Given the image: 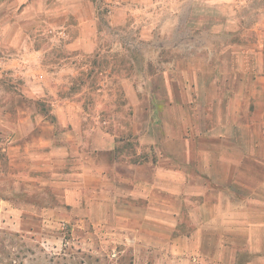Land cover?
Instances as JSON below:
<instances>
[{"label": "crops", "instance_id": "0c3cea01", "mask_svg": "<svg viewBox=\"0 0 264 264\" xmlns=\"http://www.w3.org/2000/svg\"><path fill=\"white\" fill-rule=\"evenodd\" d=\"M256 1L259 7H264V0L216 2L219 3L216 21L223 25L225 36L231 40V44L220 47L219 52L233 54V57L245 54L248 59L243 62L236 55L237 60L231 64L229 75L235 86L231 100L235 105L233 107L232 103L230 117L219 122V111H216L213 113L216 123L206 127L191 124L158 128L159 138L151 141L161 156L158 160L152 155L147 160L143 148L137 149L135 154L118 156V135L105 125H87L82 120V106L78 102L84 99L86 91L90 92L100 69L102 74H107L101 86L113 85L115 81L122 86L129 83L125 76L112 75V65L96 64L105 54L115 57L127 50L117 42L116 34L111 47H105L104 41L110 38V30L121 32L130 20L141 25L156 24L167 12L165 4L157 10L153 0L2 1L0 6L25 8L13 19L6 20L0 29V38L7 39L12 54L1 71L12 84L8 94L13 96L6 109L21 117L6 130L0 129V135L14 134L13 140L5 146L8 164L13 169H23L25 175H30V182L36 180L33 172L53 165L56 169L79 170L78 182L72 186V191L78 198L86 199L89 229L95 233L104 231L107 239L113 237L125 245H136L146 255L166 252L167 263L240 264L242 255L264 253V249H256L257 231L264 236V138L261 137H264V19L258 21L250 15L251 11H257L253 8ZM139 6L142 10L134 8ZM178 15L174 13V17ZM38 26L46 34L67 38L63 50L70 58L56 65L54 72V63L51 64L48 57L52 51L45 48L31 51L26 40L19 41L26 34L30 36V31ZM140 39L153 42L154 33H148L146 27ZM174 50H182V47ZM37 55L46 63L41 64ZM85 60L90 62L84 64ZM179 64H171L169 71L178 69ZM186 64L193 70L201 66L194 61ZM33 68L38 71L36 80L40 83L35 89L30 78ZM222 70L219 64V77L223 76ZM85 74L87 88L72 97L62 95L60 88L65 83L72 85L74 79ZM187 79L185 76L180 83L173 80L181 94L176 97L173 89L168 92L173 110L168 113L170 119L188 101ZM240 86H243L241 91ZM1 88L2 85L0 96L7 94ZM209 94L207 100L219 101L216 93ZM36 97L67 102L68 108L60 112V106H56L54 119L49 122L42 111H32L31 104ZM129 99L133 103V98ZM138 100L136 98V104H132L136 111ZM244 102L246 106H242ZM249 102L255 103V109ZM96 117L100 118L101 114ZM132 134L144 144V130H140L139 125L132 126L126 133L129 137ZM193 172L200 182L215 183L219 193H202L191 186L181 193L185 185L192 182ZM246 176L263 185L253 186L254 189L249 186L252 193H233L235 185L224 184L228 180L240 185ZM177 189H180L178 193ZM213 253L217 256H212ZM161 260L158 258L157 262ZM249 262L247 259L243 264Z\"/></svg>", "mask_w": 264, "mask_h": 264}, {"label": "rangeland", "instance_id": "374dc122", "mask_svg": "<svg viewBox=\"0 0 264 264\" xmlns=\"http://www.w3.org/2000/svg\"><path fill=\"white\" fill-rule=\"evenodd\" d=\"M2 1L4 0H0V3ZM216 2L219 0H153L157 10L165 4L166 9H163L167 11L160 16L156 24L141 25L130 20L131 22L122 27L121 32L110 30L111 36L105 39V47L114 44L116 34L117 42L127 50L116 54L115 57L112 55L113 58L105 54L97 59L96 64L112 65L114 67L112 75L125 76L129 83L122 86L115 81L113 85L101 86L107 74H102L100 69L92 81L90 92L86 91L84 99L78 104L82 106L81 117L87 125L91 123L105 125L112 133L118 135V156L135 154L137 149L143 148L147 160L150 155L158 160L161 156L151 142L159 138L158 128L167 126L177 128L191 124L198 128L206 127L213 122L216 123L215 117L213 118L216 111H219V122L224 117H230L235 88L229 75L231 64L237 60L236 55H239L243 62H247L248 59L245 54H235L233 57V54L223 55L219 52V48L231 44V40L225 36L223 25L216 21L219 17V3ZM197 3H200V6L196 5ZM259 6L256 1L253 8L257 11L250 12L258 21L264 19V7ZM134 8L142 10L140 6ZM24 9L0 6V29L6 20L13 19V16L22 13ZM174 13H179V17H174ZM148 21L150 22V19ZM145 26L148 33H154L153 42L150 39H140V34L146 29ZM25 40L27 48L31 51L44 48L52 51L48 55L49 62L54 63L52 72L57 70L56 65L70 58L63 50L68 42L67 38L46 34L39 26L30 31V36L26 34L19 38L23 43ZM7 45V39L0 38V85L3 86L1 90L7 93L0 96L1 131L12 126L17 119H21L20 115L6 109L13 96L8 94L12 90L10 89L12 84L1 72L7 62L6 59L12 55ZM177 47H182V50L175 51L174 48ZM37 56L42 60L41 64L46 63L43 57ZM191 61L197 65L200 63L201 66L194 70L187 64L185 66V63ZM89 62L85 60L83 63ZM178 62H180L178 69L169 71L170 65L173 63L177 65ZM219 64L221 69L223 68L222 77H219ZM242 71L243 68L239 71L241 77ZM36 72L38 71L33 68L30 74L33 89L40 85L36 80ZM185 76H188L186 81L188 101L183 104L182 109H177L173 119H170L168 113L173 110L170 108L168 92L173 89L175 96L178 97L181 93L178 92V86L173 85V80L176 79L180 83ZM86 78L87 74L74 79L72 85L65 83V86L60 88L62 95L72 97L77 91L87 88ZM242 87H239L240 91ZM15 92L19 93L17 90ZM208 92L216 93L219 101L207 100V97L210 98ZM130 97L133 98V103L130 102ZM136 98H139L138 113L132 105L136 104ZM33 100L35 102L31 104L32 111H42L47 115L49 122L54 119L53 111L57 109L56 106H60V112L68 106L67 102L52 98L36 97ZM249 103L255 109V103ZM20 104L24 106V102ZM234 105L235 103L233 107ZM242 106H246V103H242ZM98 113L101 114L100 118L96 117ZM177 115L180 116L179 119ZM242 123L244 124V121ZM136 124L140 130H144L142 135L144 144L139 142L137 140L139 137L135 138L134 134L130 137L126 135ZM66 129L68 127H65ZM13 137L14 134L0 135V264H175L172 261L167 263L166 252L146 255L141 253L136 245H125L113 237L107 239L109 237H105L104 231L95 233L89 229L86 199L80 196L78 198L72 191V186L78 182L79 170L69 167L56 169L53 165L44 171L33 172L32 176H35L36 180L30 182L28 180L30 175H25L23 169L20 167L13 169L8 164L5 146ZM190 178H193L191 183H182L186 185L181 193H185L189 189L188 186L198 188L202 193H219L214 187L215 183L200 182L194 172ZM224 184L235 185L233 193H252L248 189L249 186L263 185L259 181L253 182L247 176L243 182H239L240 185L230 183L228 180ZM179 190L177 189V193ZM255 212H259V209L256 208ZM256 240V249H264V236L261 231H257ZM212 256L217 255L213 253ZM158 258L162 259L161 262H157ZM247 259H250L249 264H264V253L260 251L251 256H241L243 263Z\"/></svg>", "mask_w": 264, "mask_h": 264}, {"label": "built area", "instance_id": "2783aa9c", "mask_svg": "<svg viewBox=\"0 0 264 264\" xmlns=\"http://www.w3.org/2000/svg\"><path fill=\"white\" fill-rule=\"evenodd\" d=\"M42 78V77H41Z\"/></svg>", "mask_w": 264, "mask_h": 264}]
</instances>
